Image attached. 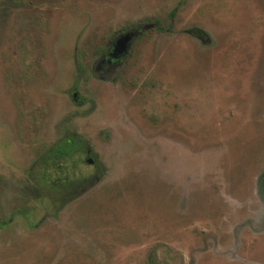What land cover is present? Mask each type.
Masks as SVG:
<instances>
[{
  "label": "rangeland",
  "instance_id": "rangeland-1",
  "mask_svg": "<svg viewBox=\"0 0 264 264\" xmlns=\"http://www.w3.org/2000/svg\"><path fill=\"white\" fill-rule=\"evenodd\" d=\"M0 264H264V0H0Z\"/></svg>",
  "mask_w": 264,
  "mask_h": 264
},
{
  "label": "flooded vegetation",
  "instance_id": "flooded-vegetation-1",
  "mask_svg": "<svg viewBox=\"0 0 264 264\" xmlns=\"http://www.w3.org/2000/svg\"><path fill=\"white\" fill-rule=\"evenodd\" d=\"M143 28H144V25H137L132 30H126L123 32H119L118 35L104 48V50L100 53L98 59L95 62V65H94L96 72H98L101 75V78H102V75H104L110 71H114L115 68H117L118 66H120L122 64L123 59L127 55V51H128L130 42L134 38L135 34H138ZM126 33H131V38L129 39L128 43L126 44L125 50L122 53H114L113 48L115 46L116 41ZM70 96H71V99L76 104H79L82 102V100L79 99L80 97L78 95V92H77L75 86H74L73 90L71 91ZM67 135H71L72 137H74L75 140L77 139L79 142L81 141L80 143L82 145L80 144V146H81V148H83V149H81L82 152H85L86 154L89 152V150L85 148L84 140L81 136H79L76 133H67L63 137H66ZM63 137L59 138L57 141L61 140ZM54 143H56V142H54Z\"/></svg>",
  "mask_w": 264,
  "mask_h": 264
},
{
  "label": "trees",
  "instance_id": "trees-1",
  "mask_svg": "<svg viewBox=\"0 0 264 264\" xmlns=\"http://www.w3.org/2000/svg\"><path fill=\"white\" fill-rule=\"evenodd\" d=\"M190 31H191L192 35H195V36H201L202 35V33L196 28H193ZM59 141H61V142H59ZM59 141L57 144H54V146L50 147L51 149L53 147V150H54V152H51V150L49 152V154L52 153L53 162L48 163V166H49L51 171H48V170L46 171V169L43 168V174L45 176L50 175V172H52V173H55L57 178L61 177L62 174L64 175V173H66V167H67L66 160L72 158L76 154L81 155V153H85V152H82V150H81V149H83L80 146L81 141L79 142L77 139L75 140L74 137H72L71 135H67L66 137H63ZM76 150H77V152H75ZM45 154H44V156H45ZM56 181H58V180H56ZM62 181L63 182H60V183L56 182V184L58 183L57 185L59 188H60L61 184H64V181H66V180H62Z\"/></svg>",
  "mask_w": 264,
  "mask_h": 264
},
{
  "label": "water",
  "instance_id": "water-1",
  "mask_svg": "<svg viewBox=\"0 0 264 264\" xmlns=\"http://www.w3.org/2000/svg\"><path fill=\"white\" fill-rule=\"evenodd\" d=\"M131 38V33H126L123 36H121L115 43V46L113 48L114 53H122L125 48L126 44L128 43L129 39Z\"/></svg>",
  "mask_w": 264,
  "mask_h": 264
}]
</instances>
